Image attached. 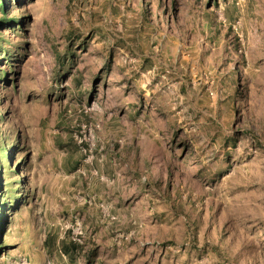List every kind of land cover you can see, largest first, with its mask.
Segmentation results:
<instances>
[{"label": "rangeland", "instance_id": "rangeland-1", "mask_svg": "<svg viewBox=\"0 0 264 264\" xmlns=\"http://www.w3.org/2000/svg\"><path fill=\"white\" fill-rule=\"evenodd\" d=\"M8 11L0 264H264V0Z\"/></svg>", "mask_w": 264, "mask_h": 264}, {"label": "trees", "instance_id": "trees-1", "mask_svg": "<svg viewBox=\"0 0 264 264\" xmlns=\"http://www.w3.org/2000/svg\"><path fill=\"white\" fill-rule=\"evenodd\" d=\"M8 8H9V0H0V60H3L5 57L4 55L9 52L7 51V49H4V44L8 45L7 43L9 42V40L5 39L6 37H4L5 32L8 31V29H6L5 27L7 26V28L11 27L12 29H14V24L18 26L22 25L21 18H18L17 16L14 15L12 16L8 15L9 14ZM7 74L8 73L5 67L0 68V80L2 79L6 80ZM7 147H11L13 151H15L14 158L21 155L17 164L23 161V159H26V154L20 152L22 146L18 142L17 137L13 136L12 138H7V137L2 138L0 136V162L2 161L1 163L2 165L4 162V166H6L7 169L6 173L8 179L14 177L13 186L11 185V183L9 184L8 180L7 183L6 181L3 182L2 180H0V247H2L1 236H4L6 233V230L3 226L5 225L6 219L8 218L2 216L3 209L12 207L13 204L16 205L18 201L20 202L22 199L21 195L15 194L16 193L15 191L19 188V185L21 184V179L19 178V175L16 174L17 164H15L14 166H10V162L12 158H10V154L8 153ZM20 166H22L21 163ZM1 167L2 166L0 165V169ZM71 247L75 248L76 244H71ZM65 251H67V248H65Z\"/></svg>", "mask_w": 264, "mask_h": 264}]
</instances>
